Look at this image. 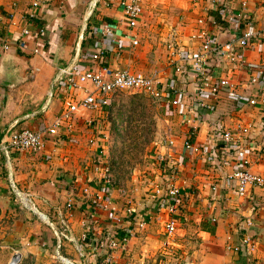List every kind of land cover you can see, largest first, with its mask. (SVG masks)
Returning <instances> with one entry per match:
<instances>
[{
	"label": "crops",
	"instance_id": "obj_1",
	"mask_svg": "<svg viewBox=\"0 0 264 264\" xmlns=\"http://www.w3.org/2000/svg\"><path fill=\"white\" fill-rule=\"evenodd\" d=\"M139 1L141 14L130 23L111 0H47L36 9L37 0H0V77L9 73L18 81L0 86V134L13 122V130L46 131L64 99L83 97L65 81L53 87L62 69L77 75L101 68L136 72L155 79L164 93L152 101L157 142L148 147L145 164L121 184L108 187L101 178L116 94L106 106L61 122L38 153H0V264L14 251L20 264H264V190L240 196L229 178L240 159L249 163L248 173L264 177V153L256 148L264 138V105H247L252 94L246 85L251 72L264 69V38L247 49L236 44L247 24L263 33L264 0H223L237 14L233 24L215 21L210 0ZM19 39L26 49L18 48ZM229 41L232 60L203 47ZM198 57L202 77L187 62ZM219 79L231 88L212 99L208 89ZM172 99L178 104L171 106ZM223 130L233 135L226 151ZM166 174H174L178 190L171 216L148 197ZM59 211L68 229L64 238L58 234ZM170 219L174 232L167 235ZM245 221H251L249 228ZM245 234L253 250L226 249L239 246ZM111 241L122 248L110 249Z\"/></svg>",
	"mask_w": 264,
	"mask_h": 264
},
{
	"label": "built area",
	"instance_id": "obj_2",
	"mask_svg": "<svg viewBox=\"0 0 264 264\" xmlns=\"http://www.w3.org/2000/svg\"><path fill=\"white\" fill-rule=\"evenodd\" d=\"M47 0H37L32 5L33 9H36L38 6H42L46 3ZM113 4L120 9L123 14V17L133 23L137 16L141 14V5L139 0H111ZM211 6L214 9L215 14L219 18H223L226 20L228 24H233L236 21L237 14L230 13L224 6L223 0H210ZM92 4V3H91ZM239 7L244 8L245 2L239 1ZM245 26V25H244ZM250 24H247L239 33L238 38L236 40V44L240 48L247 49L250 44L258 39L264 38V31L259 35L258 33H254L249 29ZM104 34H109L110 31L108 27L103 28ZM30 33L25 30L21 32L22 38H28ZM197 38H202V35H197ZM232 41L224 44L223 46L218 47L215 44H209L205 42L203 47L210 49L214 53H219L221 55H225L229 60L234 58L233 52L234 48L232 46ZM135 45V42H132ZM17 46L19 49H26V45L22 39L17 41ZM8 46H5L4 49H7ZM168 49L173 54L176 52L171 45H168ZM37 52L35 51L34 54ZM178 54V53H177ZM187 62L193 64V71L195 74L203 76L202 66L203 63L200 58L191 59ZM181 68L176 67L175 71L178 72ZM34 74V73H33ZM32 75V73H31ZM204 81H207L208 78H203ZM64 83L68 86L73 87L74 89H78L83 91V97L78 102H71L68 100L62 101L63 111L60 112V115L54 119L51 127L47 128L46 131H30V130H13L11 131L7 138L0 143V153L7 154L10 150H16L20 152H29V153H38V151L42 150L45 144V136L46 135H55L56 128L61 124V122L70 123L74 115L79 113V111H93L98 110L103 106H106L107 103L110 102L113 95L121 92L134 91L142 93L149 98H151L154 102H159L163 99V91L159 87L158 83L153 78L146 77L140 73H130V72H112L108 68H101L99 71L94 70H86L83 71L82 74L73 73L72 68L62 69L58 71L57 75L53 81V87H57L59 83ZM84 85H89L91 89L83 88ZM246 85L250 89V93L252 94V98L248 100L247 105L249 107H253L256 104L264 105V69L256 70L251 72L249 79L247 80ZM226 88L230 89L231 84L226 79H219L216 84L212 85L208 89V94L210 98H215L219 89ZM171 90H169L170 92ZM169 104L171 106H175L178 104L176 99H172ZM200 107L210 112L211 107L208 105H200ZM220 139L222 141L223 149H229L230 145L233 141V135L228 130L220 131ZM187 149L190 147L187 145ZM259 153H264V138L260 140L256 145ZM223 164H226L223 162ZM235 169L232 172L229 178L233 179L236 182V192L238 195L244 196L249 189H255L259 191L264 190V177H258L251 175L248 173L249 163L246 160L240 159L234 165ZM102 183L108 187L112 186L111 176L108 172V168H103L102 171ZM174 174H166L160 182H157L154 186H152L151 193L148 197H150L151 201H153V205L156 210H160L161 208L165 210L166 214L171 216L175 212L174 203L176 200V196L178 193L177 188L174 186ZM122 195V194H121ZM66 208V209H65ZM65 211L70 208L68 204L65 207ZM60 226L58 230L59 236L64 238L68 232L67 227L63 222L62 212L59 211L58 214ZM264 223V216L262 219ZM145 224V221H139L138 228L142 229ZM251 226V221H245V227L249 228ZM165 233L167 235H171L174 232V223L168 220L167 224L164 227ZM122 242L125 239L121 240ZM241 244L239 246H227V250H230L234 253H237L239 249L244 248L247 252H250L254 249V241L252 238L245 234L242 239H240ZM110 249H119L122 248V245H119L113 241L110 242ZM21 256L18 251H14L13 255L9 259L7 264H20ZM107 263V262H106Z\"/></svg>",
	"mask_w": 264,
	"mask_h": 264
},
{
	"label": "rangeland",
	"instance_id": "obj_3",
	"mask_svg": "<svg viewBox=\"0 0 264 264\" xmlns=\"http://www.w3.org/2000/svg\"><path fill=\"white\" fill-rule=\"evenodd\" d=\"M111 108L105 163L113 186L145 164L148 147L156 144L160 127L152 100L142 93L116 94Z\"/></svg>",
	"mask_w": 264,
	"mask_h": 264
},
{
	"label": "water",
	"instance_id": "obj_4",
	"mask_svg": "<svg viewBox=\"0 0 264 264\" xmlns=\"http://www.w3.org/2000/svg\"><path fill=\"white\" fill-rule=\"evenodd\" d=\"M18 81H16L13 76L9 73H6L4 77H0V86L3 87H12L14 85L17 84ZM18 122H13L10 123L9 125H7L4 130L2 131V133L0 134V143L3 142V140L5 139V137L13 130L14 126L17 124Z\"/></svg>",
	"mask_w": 264,
	"mask_h": 264
},
{
	"label": "trees",
	"instance_id": "obj_5",
	"mask_svg": "<svg viewBox=\"0 0 264 264\" xmlns=\"http://www.w3.org/2000/svg\"><path fill=\"white\" fill-rule=\"evenodd\" d=\"M214 18H215V21L217 22V23H221V24H227V22H226V20L225 19H223V18H219V17H217V16H214Z\"/></svg>",
	"mask_w": 264,
	"mask_h": 264
}]
</instances>
